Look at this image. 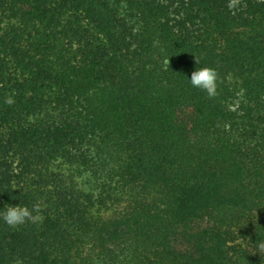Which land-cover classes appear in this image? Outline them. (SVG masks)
Instances as JSON below:
<instances>
[{
    "label": "trees",
    "instance_id": "16d2710c",
    "mask_svg": "<svg viewBox=\"0 0 264 264\" xmlns=\"http://www.w3.org/2000/svg\"><path fill=\"white\" fill-rule=\"evenodd\" d=\"M5 204L0 264H264V0H0Z\"/></svg>",
    "mask_w": 264,
    "mask_h": 264
},
{
    "label": "clouds",
    "instance_id": "9594fccd",
    "mask_svg": "<svg viewBox=\"0 0 264 264\" xmlns=\"http://www.w3.org/2000/svg\"><path fill=\"white\" fill-rule=\"evenodd\" d=\"M198 65L199 61L196 58ZM193 88H198L204 91L208 97H214L218 92V73L214 68L197 67L188 79ZM6 104H13L14 100L7 97L4 101ZM43 217L40 214V205L34 204L31 207L25 205L5 204L0 208V222H3L10 228H17L25 223L42 222ZM257 252L264 258V240L257 239L255 241Z\"/></svg>",
    "mask_w": 264,
    "mask_h": 264
}]
</instances>
